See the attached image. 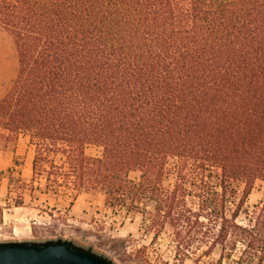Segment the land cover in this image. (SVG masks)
Wrapping results in <instances>:
<instances>
[{"label": "trees", "instance_id": "trees-1", "mask_svg": "<svg viewBox=\"0 0 264 264\" xmlns=\"http://www.w3.org/2000/svg\"><path fill=\"white\" fill-rule=\"evenodd\" d=\"M0 26L17 54L0 146L28 137L32 196L101 192L152 240L168 231L175 261L264 264V192L246 207L264 183V0H0Z\"/></svg>", "mask_w": 264, "mask_h": 264}, {"label": "rangeland", "instance_id": "rangeland-1", "mask_svg": "<svg viewBox=\"0 0 264 264\" xmlns=\"http://www.w3.org/2000/svg\"><path fill=\"white\" fill-rule=\"evenodd\" d=\"M4 33V47L0 46V78L3 72L12 74L14 57L17 69V54L11 37ZM9 52V53H8ZM4 65L2 66V62ZM11 80L5 93L11 87ZM88 155H100L101 148L88 145ZM33 146L25 134L0 146V242L49 239H66L93 252L109 258L114 264H194L193 258L174 260L173 245L168 231L155 241L147 230L143 217L137 212L114 210L105 205L101 192L78 190L71 203L69 196H53L38 191L31 195L30 179ZM139 170H132L129 177L138 179ZM174 176L168 173L164 184H172ZM44 181L41 180V183ZM21 183L27 188H21ZM264 183L256 180L248 196L246 207L252 210L263 197ZM23 198L18 205V200ZM217 257L203 258L200 264H209Z\"/></svg>", "mask_w": 264, "mask_h": 264}, {"label": "water", "instance_id": "water-1", "mask_svg": "<svg viewBox=\"0 0 264 264\" xmlns=\"http://www.w3.org/2000/svg\"><path fill=\"white\" fill-rule=\"evenodd\" d=\"M0 264H114L109 258L66 239L0 242Z\"/></svg>", "mask_w": 264, "mask_h": 264}, {"label": "crops", "instance_id": "crops-1", "mask_svg": "<svg viewBox=\"0 0 264 264\" xmlns=\"http://www.w3.org/2000/svg\"><path fill=\"white\" fill-rule=\"evenodd\" d=\"M0 29L2 31H5L1 26H0ZM5 33H7L5 31ZM4 33H2L0 31V46L2 47V50L6 51L5 47H4ZM12 43V39L10 40V44ZM9 53V52H8ZM9 56H10V59L13 61V67H12V74H9V72H3V77L0 78V98L5 94V91L6 89L8 88L10 82L12 79H14V69H15V60H14V57L13 55L11 54V52L9 53ZM4 65V61L2 62V66Z\"/></svg>", "mask_w": 264, "mask_h": 264}]
</instances>
